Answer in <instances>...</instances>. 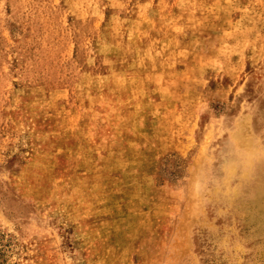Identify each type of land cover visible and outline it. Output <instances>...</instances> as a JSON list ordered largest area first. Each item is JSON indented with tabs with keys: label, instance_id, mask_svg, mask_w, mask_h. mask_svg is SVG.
<instances>
[{
	"label": "rangeland",
	"instance_id": "374dc122",
	"mask_svg": "<svg viewBox=\"0 0 264 264\" xmlns=\"http://www.w3.org/2000/svg\"><path fill=\"white\" fill-rule=\"evenodd\" d=\"M0 264H264V0H0Z\"/></svg>",
	"mask_w": 264,
	"mask_h": 264
}]
</instances>
